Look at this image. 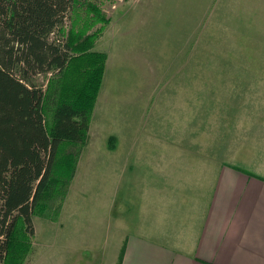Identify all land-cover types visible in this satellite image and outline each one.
<instances>
[{"label": "rangeland", "instance_id": "rangeland-1", "mask_svg": "<svg viewBox=\"0 0 264 264\" xmlns=\"http://www.w3.org/2000/svg\"><path fill=\"white\" fill-rule=\"evenodd\" d=\"M95 1L109 21L94 46L107 59L89 139L57 207L33 218L24 264H115L135 183L116 168L130 152L118 143H209L204 157L252 161L264 148V0Z\"/></svg>", "mask_w": 264, "mask_h": 264}, {"label": "trees", "instance_id": "trees-1", "mask_svg": "<svg viewBox=\"0 0 264 264\" xmlns=\"http://www.w3.org/2000/svg\"><path fill=\"white\" fill-rule=\"evenodd\" d=\"M96 5L0 0V264H24L33 218L57 207L88 142L107 59L94 49L109 21Z\"/></svg>", "mask_w": 264, "mask_h": 264}, {"label": "crops", "instance_id": "crops-1", "mask_svg": "<svg viewBox=\"0 0 264 264\" xmlns=\"http://www.w3.org/2000/svg\"><path fill=\"white\" fill-rule=\"evenodd\" d=\"M119 144L130 152L116 168L135 183L118 218L115 264L122 245L120 264H264V148L252 161L234 150L204 157L209 143Z\"/></svg>", "mask_w": 264, "mask_h": 264}]
</instances>
